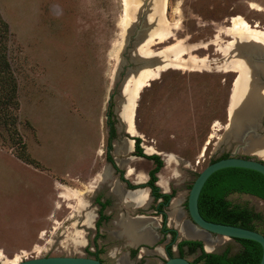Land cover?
Returning a JSON list of instances; mask_svg holds the SVG:
<instances>
[{
  "label": "rangeland",
  "instance_id": "1",
  "mask_svg": "<svg viewBox=\"0 0 264 264\" xmlns=\"http://www.w3.org/2000/svg\"><path fill=\"white\" fill-rule=\"evenodd\" d=\"M127 1L131 6L127 11L134 18L129 33H124L127 27L122 25L123 0H0V13L12 33L9 57L19 83L18 131L25 143L22 149L0 137V250L8 258L16 254L20 260L91 256L87 250L94 251L96 245L105 264H120L122 258L129 264H164L165 252L154 249L155 245L163 248L169 240L158 231L157 201L144 183L135 184L136 173L146 174L154 163L135 155L134 145L126 149L128 138L137 136L147 155L152 154L145 151L148 146L157 151L153 154L163 162L157 181L163 184L156 181V185L161 192L174 191L178 221H187L193 229L183 205L193 180L206 165L224 154L264 161L244 152L248 141L264 137V107L253 115L250 130L226 129L238 73L229 70L234 54L225 57L219 51L231 40L225 29L233 15L264 30V0H163L158 10L161 25L159 20L142 24L136 19L133 11L145 15L149 0H141L140 5L138 0ZM252 3L259 9L251 8ZM160 28L169 30L162 41L152 35ZM178 47L183 48L176 55L180 60L196 55L205 64L182 70L174 62L163 71L154 69L149 84L137 92L133 108L137 132L130 134L122 117L127 109L123 102L128 103L132 94V80L126 77L153 65L157 52L171 50L175 57L173 50ZM252 52L250 60L264 64V54ZM257 78L263 86V74L257 73ZM214 124L217 130L212 129ZM112 128L114 136L107 150ZM23 151L37 164L16 156ZM167 155L179 160L167 166ZM109 156L116 168L107 160ZM128 167L136 173L128 176ZM115 184L126 191L127 184L146 189L148 203L124 205L113 191ZM63 189H68V199L58 196ZM97 197L106 201L103 212L107 216L98 230ZM226 199L264 217V200L254 195L232 192ZM164 210L166 226L176 229L178 240L185 238L170 217V204ZM87 212L93 215L91 226L83 223ZM135 215L153 219L146 226L154 236L151 245L129 244L120 218ZM209 236L217 244L206 252L229 248L235 254L240 249L234 239ZM184 252L189 261L198 253L186 246Z\"/></svg>",
  "mask_w": 264,
  "mask_h": 264
},
{
  "label": "bare ground",
  "instance_id": "2",
  "mask_svg": "<svg viewBox=\"0 0 264 264\" xmlns=\"http://www.w3.org/2000/svg\"><path fill=\"white\" fill-rule=\"evenodd\" d=\"M140 1L141 0H138L137 3L139 4ZM161 2H163V0H149L148 12H144L145 19L142 21V23L144 22L145 24L147 21L151 22L154 20H159V25H161V20L159 19L160 14L158 12ZM141 4H143V2H141ZM122 5H124L125 9L122 17V25L127 28L132 27L134 18L132 17V12L128 13L127 11L131 7L129 1L123 0ZM251 8L259 9V7L254 3L251 4ZM225 30L226 34L231 36V40L228 41L227 46L225 48L221 47L219 51L225 57L229 56L230 53L234 54L235 59L231 62L232 69L229 70H235L238 73L237 77L234 80L230 94V103L226 113V129H235L237 132L240 133L241 130L245 129L246 127L250 130L252 123H254V121H252L254 120L253 115L258 112V109H260V107H264V85H259L257 78V72L258 74L259 72H261L264 76V64L252 62L248 55L249 52H251L252 50L256 51V53H259L260 55L264 54V30L256 26H251L246 21V19L239 14L233 15L229 18V25L226 26ZM152 35L154 38H158V41H162L169 35V30L163 28L154 29L152 31ZM182 50V47H178L173 50L175 57H172L171 50L157 52L153 55V57L157 59L156 62L152 63L153 65L141 68L135 73H131L126 77V80L128 78L132 80V94L128 102L129 108H127L126 111L122 113V117L124 119V122H127L126 131H128L130 134L133 135L135 131V128L133 126V108L135 105L134 101L136 99L137 92L139 88L147 85L148 81L151 79L154 69L163 71L164 69L172 67L174 62H177L178 69L180 68L182 70H187V68L192 69V67L195 65L202 66L205 64V60L203 58L195 57L196 55L193 57H188L185 60H180L178 57H176V55L182 52ZM144 57L148 56L144 55ZM215 126L216 124L213 125L212 129L217 130L218 128H216ZM254 126L256 125L254 124ZM212 136L213 135L211 133L208 139H210ZM132 145H134V140L131 138L126 139V149L128 148L130 150V147ZM120 149L121 148L119 146L118 148H116L117 153ZM145 151L151 152L152 154L153 152H157L151 146H148ZM244 152L247 154L256 155L260 158H264V137L259 135L256 138H253L248 141L247 144L244 146ZM172 155H167L164 159L165 164L167 166L170 162H177L179 160L178 158ZM201 155L202 153L200 154V156ZM184 163L185 165H188L186 161H184ZM135 173L136 172H134L131 167L127 168L126 174L128 176ZM100 175L98 177H100ZM135 179L138 182L143 181L145 179V174L142 172H138L136 173ZM157 182L160 186L163 184L162 180H159ZM67 190L63 189L59 192L58 196L61 198L68 199L70 193ZM113 191L120 197L124 205L142 207L145 206L149 201V196L146 189L141 188L133 191H126L121 189L118 184H115L113 187ZM80 193L81 192H79L78 194L80 195ZM177 205V199L171 201L170 208L172 211L170 212V217L174 219V221L178 224L180 233L187 238H201L204 242L205 249L207 251L211 250L217 244V240L212 239L208 234L203 231L191 228L189 223L185 220L183 222H179V216L178 213H176ZM92 217V213L87 212L85 214V219L83 223L90 225V223L92 222ZM120 219L122 226L126 228V231L129 234L131 240L129 244H148L150 243L151 239L154 238V236L147 229V227L149 226H147V223H153V219H150L146 216H135L131 218L127 216H122V218ZM197 233H199V235ZM18 261H20V255L16 254L15 256L8 258L3 253V251L0 250L1 264H14ZM120 264L129 263L126 262L124 258H122Z\"/></svg>",
  "mask_w": 264,
  "mask_h": 264
},
{
  "label": "trees",
  "instance_id": "3",
  "mask_svg": "<svg viewBox=\"0 0 264 264\" xmlns=\"http://www.w3.org/2000/svg\"><path fill=\"white\" fill-rule=\"evenodd\" d=\"M12 38V33L9 25L0 13V137L7 139L12 145H17L19 148L25 149V143L22 135L18 131V110H19V83L16 73L9 57V44ZM112 127V123H111ZM114 136V128L111 129V135L107 138V150L111 148V139ZM134 139V154L148 158L154 163L149 170L148 185L155 197H163L168 201L173 197L174 191L170 193H162L156 185L157 174L163 166V162L157 154L147 155L139 146V138ZM17 153L16 156L23 162L35 165V160L28 154ZM228 154L222 155L227 157ZM219 159V158H217ZM115 168V164L111 156L107 159ZM133 188L136 186H128ZM232 192L247 193L254 195L264 200V176L251 169L240 167H226L212 173L203 185L199 199L198 208L202 217L208 221L233 224L249 229L259 231L264 235V217L261 218L258 212L252 209L232 204L226 199V196ZM95 202L99 208L97 211V219L95 221L96 230L101 226L102 221L107 219L103 209L106 202L100 201L97 197ZM162 205V204H161ZM160 205V206H161ZM172 235L176 234V230H171ZM239 243L240 249L235 254H230L229 248H225L220 252H206L203 249V243L200 240H192L182 238L177 243V249L180 256H185L184 247L188 246L189 251H199L196 257L191 261L192 264H258L261 258L262 249L259 243L250 239L233 238ZM169 243L167 246L168 253H172ZM100 248L87 253L91 257L99 258ZM135 253V250L132 251Z\"/></svg>",
  "mask_w": 264,
  "mask_h": 264
},
{
  "label": "water",
  "instance_id": "4",
  "mask_svg": "<svg viewBox=\"0 0 264 264\" xmlns=\"http://www.w3.org/2000/svg\"><path fill=\"white\" fill-rule=\"evenodd\" d=\"M133 12H137V14H135L137 15L136 19L137 21L142 23V21L145 19V15H141L140 10ZM130 30L131 28L129 27L127 28V30H125L124 33L126 32L129 33ZM248 55L252 57L255 54L254 52L251 51L249 52ZM125 104L127 105V108H129V105L126 101L123 102V105ZM135 106H136V101H135ZM124 123H126L125 125L127 126V122ZM226 167H240V168L251 169L261 173L264 176V161L259 158L255 159L253 157H248V156L229 155L227 157H222L210 162L197 174V176L195 177V179L193 180L190 186L186 198V210L188 214V221L197 230L203 231L211 236L213 235L219 237H226L229 239L243 238V239H250L256 241L257 243L260 244L262 249L261 258L258 264H264V235L262 233L253 229H249L233 224H224V223L208 221L204 219L199 212L198 199L203 185L205 184L206 180L209 178V176L212 173ZM142 183H143L142 181L136 182V184H142ZM140 188L142 187L137 186L134 189H132V191ZM171 200L172 198L169 199L170 202ZM135 216H144V215H135ZM186 239L200 240V241L202 240L200 238H186ZM145 245H151V244H145ZM157 248L162 249L160 245H155L154 249ZM203 249H205V246H203ZM162 250L163 252H165L167 256L164 261V264H192L186 257L178 256V255L168 256L166 248L165 249L163 248ZM205 251L207 250L205 249ZM14 264H105V263L100 261L98 258L91 256L47 255V256L26 257Z\"/></svg>",
  "mask_w": 264,
  "mask_h": 264
},
{
  "label": "flooded vegetation",
  "instance_id": "5",
  "mask_svg": "<svg viewBox=\"0 0 264 264\" xmlns=\"http://www.w3.org/2000/svg\"><path fill=\"white\" fill-rule=\"evenodd\" d=\"M147 176V178H146V180H144V181H142L143 183H144V186H147L149 189H150V193H151V196H152V198H153V200H155V201H157V203L156 204H154V211L156 212V213H159L160 215H161V226H160V228L158 229V231H159V233L162 235V236H168L169 237V240H168V242H166V244L163 246V248L165 249L166 248V250H167V246H168V244L169 243H171L172 245V247H174L175 248V250H176V253L175 252H173V250H172V253L170 254V253H168V251H167V253H168V256H172V255H178V256H180L179 255V253H178V249H177V243H178V241L180 240H178V238H177V231H176V234L173 236L172 235V233H171V230L172 229H175V228H173V227H167L166 226V213H165V210H164V207H166V206H169V200L168 201H165V199L163 198V197H155V195L152 193V190H151V188L148 186V185H145V184H148V182H149V178H150V176H149V170L147 171V173L145 174V177ZM127 179L126 178H124L123 177V181H125V182H127L126 181ZM142 183V184H143ZM135 184H136V182H135ZM128 186H136V185H133V184H127V190H132V189H134L135 187H133V188H129ZM137 187V186H136ZM160 191V190H159ZM161 192V191H160ZM162 193H166V191H163ZM106 202V201H105ZM162 204V205H161ZM161 205V206H160ZM184 206V209L186 210V203L183 205ZM105 207H106V205H105ZM104 207V208H105ZM186 212H187V210H186ZM179 229V228H178ZM176 230V229H175ZM186 238V237H185ZM172 247H171V249H172ZM162 248V249H163ZM186 248L187 249H189V247L188 246H186ZM199 252V251H198ZM191 262V261H190ZM192 263V262H191Z\"/></svg>",
  "mask_w": 264,
  "mask_h": 264
}]
</instances>
